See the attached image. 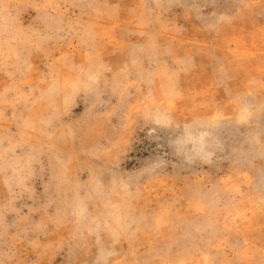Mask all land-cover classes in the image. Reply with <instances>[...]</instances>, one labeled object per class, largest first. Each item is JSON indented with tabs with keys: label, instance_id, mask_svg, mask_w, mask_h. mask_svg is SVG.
I'll return each mask as SVG.
<instances>
[{
	"label": "rangeland",
	"instance_id": "374dc122",
	"mask_svg": "<svg viewBox=\"0 0 264 264\" xmlns=\"http://www.w3.org/2000/svg\"><path fill=\"white\" fill-rule=\"evenodd\" d=\"M0 264H264V0H0Z\"/></svg>",
	"mask_w": 264,
	"mask_h": 264
}]
</instances>
